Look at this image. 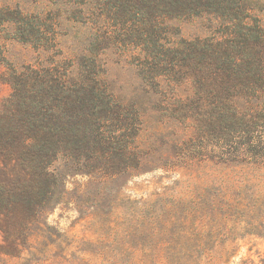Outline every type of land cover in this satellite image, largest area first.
<instances>
[{
	"label": "rangeland",
	"instance_id": "rangeland-1",
	"mask_svg": "<svg viewBox=\"0 0 264 264\" xmlns=\"http://www.w3.org/2000/svg\"><path fill=\"white\" fill-rule=\"evenodd\" d=\"M106 1L0 0V120L14 128L6 153L0 142V264H264V79L206 69L209 51L156 66ZM254 2L245 18L264 27ZM216 22L162 26L172 42L228 52L237 40ZM47 69L101 82L113 116L35 165L13 96L24 73Z\"/></svg>",
	"mask_w": 264,
	"mask_h": 264
},
{
	"label": "trees",
	"instance_id": "trees-1",
	"mask_svg": "<svg viewBox=\"0 0 264 264\" xmlns=\"http://www.w3.org/2000/svg\"><path fill=\"white\" fill-rule=\"evenodd\" d=\"M254 1L257 0H107L105 14L120 23L121 36H127L123 40L141 46L145 57L157 63L156 66L172 64V71L175 62L172 63L171 59H181L185 53L191 57L193 51L204 59L205 52L209 51L207 59L202 60L206 69L236 71L244 68L238 66H245L251 68L250 73L255 70L256 82L262 83L264 27L260 23L253 26L246 20L255 8ZM204 15L216 17V23L221 20L227 27L226 37L237 40L236 44L230 43V51L224 50L225 45L220 40L199 38L196 42L182 40L177 43L168 40V30H163L162 23ZM157 46L162 49L161 53L155 51ZM249 47L254 50L250 54H254L255 60L246 65L244 61L248 58ZM23 75L15 82L16 112L12 119H17L16 125L31 130L23 137L31 146L27 158L35 165L49 164L66 142L77 144L86 141L87 136L93 135L94 138L113 116L106 87L93 77L81 73L74 78L67 72L52 73L50 69L46 72L32 70ZM5 123L6 120H0V142L4 153L14 139L13 124L5 131Z\"/></svg>",
	"mask_w": 264,
	"mask_h": 264
}]
</instances>
